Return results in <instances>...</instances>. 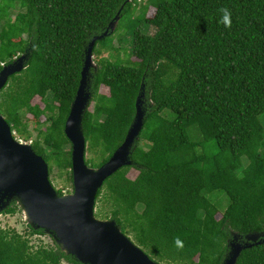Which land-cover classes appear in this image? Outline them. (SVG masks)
Returning <instances> with one entry per match:
<instances>
[{
    "label": "trees",
    "instance_id": "trees-1",
    "mask_svg": "<svg viewBox=\"0 0 264 264\" xmlns=\"http://www.w3.org/2000/svg\"><path fill=\"white\" fill-rule=\"evenodd\" d=\"M136 3L0 0V71L30 53L27 67L0 91V110L14 132L32 141L51 176L57 167L56 176L73 182L65 127L86 49ZM142 8L155 33L134 32V66L102 57L92 69L88 165L102 166L123 144L143 86L147 110L134 164L106 179L96 215L116 220L161 264H222L233 232H264V0H148ZM222 9L231 12L230 26ZM109 36L96 42L94 54ZM103 85L108 94L100 93ZM38 96L44 108L33 104ZM131 168L139 172L134 179ZM18 212L13 200L1 213ZM45 234L0 225V264H83L54 238L53 246L33 244L34 235ZM238 264H264V242L245 249Z\"/></svg>",
    "mask_w": 264,
    "mask_h": 264
},
{
    "label": "water",
    "instance_id": "water-1",
    "mask_svg": "<svg viewBox=\"0 0 264 264\" xmlns=\"http://www.w3.org/2000/svg\"><path fill=\"white\" fill-rule=\"evenodd\" d=\"M119 19L120 14L87 47L81 83L66 122L65 133L72 144L74 191L58 193L50 178L48 162L36 153L32 144L15 137L10 123L0 113V212L16 200L28 225L45 230L66 254L83 264H161L125 234L116 220L96 215L97 196L106 179L122 167L134 164L132 155L147 114L144 86L137 99L134 122L123 144L102 166L87 163L84 116L93 102L92 69L98 68L93 50L98 40L112 34ZM29 60L30 53L25 52L3 67L0 91L11 76L27 67ZM263 242L264 232L245 236L233 232L222 264H238L245 249Z\"/></svg>",
    "mask_w": 264,
    "mask_h": 264
},
{
    "label": "rangeland",
    "instance_id": "rangeland-1",
    "mask_svg": "<svg viewBox=\"0 0 264 264\" xmlns=\"http://www.w3.org/2000/svg\"><path fill=\"white\" fill-rule=\"evenodd\" d=\"M148 0H137L136 7H134L132 13L125 15L122 19L120 17L119 21L115 23V29L112 32L111 36L108 37L106 41L103 43L98 44V49L102 50V53L94 54V60L96 64H99V59L102 57L110 59L112 62L118 64V65H128V66H134V61H136V57L133 56V40H134V32L136 30H141L144 33H155V28L153 26H149L146 22V19L144 18L142 13V10L144 7V4L147 3ZM17 8H20V5H17ZM156 12L155 7H150L147 10L146 16L152 17ZM16 14V12H15ZM14 14V15H15ZM109 29V28H108ZM112 31V28H111ZM114 33V34H113ZM105 46H107V49ZM23 55V54H22ZM19 58V57H18ZM15 61V60H14ZM100 93H109V88L105 85L101 86L99 88ZM33 104H38L42 108L45 107L44 101L38 96L33 100ZM72 106V105H71ZM93 110V105L90 106ZM1 112V110H0ZM2 115L4 113L1 112ZM5 116V115H4ZM28 118H33L32 114L27 115ZM6 118V117H5ZM262 121L264 123V115H262ZM29 130L33 131V124L31 123V120L28 121ZM43 128L46 129L47 125L44 124ZM36 131H34V135L36 136ZM17 139L30 143V141H26L23 137H21L16 131L14 132ZM93 156L92 152L87 150V159L91 158ZM55 173L50 175L51 180L53 179L54 186L57 190H63V192L69 193L74 191V184L73 182H69L66 179H62L59 175V168H55ZM130 178L134 179L139 174L138 170L135 168H131L128 172ZM222 205L227 209L229 207V197L222 193L221 198ZM223 208V207H222ZM98 208L96 207V211ZM99 217V216H98ZM100 218V217H99ZM0 225L4 228H14L17 229L21 233H26L28 231V224L25 221V217L23 212H18L15 214H7V213H1L0 212ZM32 242L35 245H39L41 243L45 245H54L53 237L49 234L45 235H34L32 237ZM68 264V263H65Z\"/></svg>",
    "mask_w": 264,
    "mask_h": 264
},
{
    "label": "clouds",
    "instance_id": "clouds-1",
    "mask_svg": "<svg viewBox=\"0 0 264 264\" xmlns=\"http://www.w3.org/2000/svg\"><path fill=\"white\" fill-rule=\"evenodd\" d=\"M222 12H223L222 22L225 24V26H230L231 25V12L228 9H222ZM175 243L178 247L183 246V242L180 239H177Z\"/></svg>",
    "mask_w": 264,
    "mask_h": 264
}]
</instances>
